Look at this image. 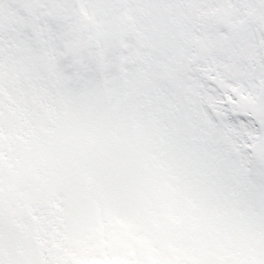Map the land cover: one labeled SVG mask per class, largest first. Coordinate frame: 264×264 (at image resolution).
<instances>
[{
	"label": "snow or ice",
	"instance_id": "1",
	"mask_svg": "<svg viewBox=\"0 0 264 264\" xmlns=\"http://www.w3.org/2000/svg\"><path fill=\"white\" fill-rule=\"evenodd\" d=\"M0 264H264V0H0Z\"/></svg>",
	"mask_w": 264,
	"mask_h": 264
}]
</instances>
